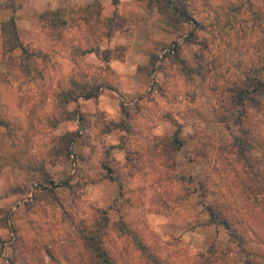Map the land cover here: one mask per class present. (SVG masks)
Here are the masks:
<instances>
[{"label": "rangeland", "instance_id": "obj_1", "mask_svg": "<svg viewBox=\"0 0 264 264\" xmlns=\"http://www.w3.org/2000/svg\"><path fill=\"white\" fill-rule=\"evenodd\" d=\"M11 1L14 11L0 0V18L29 20L59 53L27 41L50 55L43 77L7 74L27 121L0 103V119H14L9 136L0 125V264H264V111L246 98L264 79V0ZM127 55L142 89L117 121L95 122L97 166L73 163L78 146L53 155L63 133L36 116L43 100L72 78L94 90L106 60ZM112 126L126 130L119 148L104 137ZM60 155L63 175L46 165Z\"/></svg>", "mask_w": 264, "mask_h": 264}, {"label": "crops", "instance_id": "obj_2", "mask_svg": "<svg viewBox=\"0 0 264 264\" xmlns=\"http://www.w3.org/2000/svg\"><path fill=\"white\" fill-rule=\"evenodd\" d=\"M124 3V2H123ZM123 3L120 4V7H123ZM126 3H134L132 0L126 1ZM107 12L105 15H108V12L111 11L108 9H114L113 5L108 4L107 2L104 3ZM120 11L124 14L123 8ZM155 10H153V15ZM138 12L133 15L135 17ZM127 15V14H126ZM7 15H3L0 18V60L3 57V35L1 32V21L4 20ZM132 17V16H130ZM17 29L20 38L27 42V41H39L41 46L44 49H48V51L53 54L57 55L59 52L55 51L51 47H47L46 45V38L45 36L38 30L34 29L32 25H30L29 20L22 22L17 21ZM155 36L157 35L156 33ZM152 34V35H153ZM153 36V39H158L160 36ZM163 41H170L169 38H163ZM166 42V43H167ZM43 43V44H42ZM155 42L153 41V44ZM152 50V48H150ZM18 53V49H15ZM140 51L137 49V52ZM141 53H139L140 55ZM87 55L92 56L95 62L100 63L101 59L98 58V55L94 51H90ZM107 66L103 69L101 82L95 84L98 87L97 93L92 96H82L79 95L75 99L68 101L65 107L68 111L72 110V115L61 118L56 125H52L51 133L53 135H59L68 131H74L73 139L69 144V156H75L72 149H75V146H78L80 150V158L76 161L73 160V163L87 162L91 157L95 159L94 163H90L91 166H97L96 162L98 160V152L94 154V150L100 148L102 143L98 141L95 136L98 134V127L95 122L99 121L98 119H109L112 122L117 121L121 117V101L124 104H131L136 97L132 96L134 91L141 88L142 86L139 85L138 79L136 77L137 71V64L131 59V56H126L125 59H118L117 57L110 56L107 60ZM73 63H70L67 66H63L61 70L64 73H67L71 68H73ZM145 86H143L144 88ZM6 103L8 105L9 111L13 114L18 113L19 119L22 122L27 121V111L21 109L20 104L18 103V94L10 88L7 82L0 78V103ZM36 110V116H46V118L53 116L55 113V97L54 93L49 94L45 100H43L41 107ZM75 110V111H74ZM39 115V116H38ZM94 128V129H92ZM78 130V131H77ZM124 128L112 126L111 128H107L103 130L105 134V140L107 143H110L111 147L119 148V141L121 140V133L125 132ZM80 138H84V140H80ZM46 141V140H45ZM41 151H49V146L43 145L39 148ZM94 151V152H93ZM46 157L49 156L46 154ZM69 162L68 158L60 157L54 160L55 165H52V162L47 161L46 165L55 166L52 172H57L58 175H63L67 164ZM95 164V165H94ZM48 167V166H47ZM57 169V170H56ZM97 169V168H95ZM90 174H95L93 170H89ZM56 177V175H55ZM100 186H97L96 189H100ZM32 190L27 193L25 199L32 198ZM23 198V199H24ZM24 212V211H23ZM22 212V213H23Z\"/></svg>", "mask_w": 264, "mask_h": 264}, {"label": "trees", "instance_id": "obj_3", "mask_svg": "<svg viewBox=\"0 0 264 264\" xmlns=\"http://www.w3.org/2000/svg\"><path fill=\"white\" fill-rule=\"evenodd\" d=\"M5 6H9V8L14 11L16 5L12 3L11 0H8V3L4 4ZM160 9V6L157 5ZM1 32L3 35V57L0 61L5 60L7 58L10 60V65H14L13 67L10 68L9 70H2L0 73V78L5 80L7 83L11 81L9 77H7V74H15L17 71L26 74L27 76H30V79L32 81H36L37 78H42L43 73H44V68L46 67V64L48 61H50V55L48 52H46L42 47L32 45L29 42L23 41L18 33L17 29V23H16V18L13 15H9L6 20L1 21ZM14 49H18V53H13L12 51ZM10 85V84H9ZM18 90H21V87L18 83ZM85 84H80L76 81L75 78L71 79V84L68 87H59L56 92L54 93L55 97V107L61 108V112L63 113L62 115H57L56 112L53 113V116L49 117V121H51L52 125H56L57 122L64 117L70 116L73 113L69 112L67 109L63 108V106L66 105V103L72 99H75L77 96L82 95V96H92L97 93L98 87L95 86L94 90H91L90 86H86ZM253 86V83H252ZM79 89L78 91L75 92V89ZM45 88H41L40 91H42ZM239 91V90H237ZM251 94H249L246 98H248L249 103L251 104H259L258 107H261V109L264 111V103L261 101H264V79L258 78L256 79L255 86H253L251 90ZM44 97V93L42 95ZM22 101V98H20ZM42 99V98H41ZM20 101V102H21ZM242 105L243 109L242 112L247 113L246 105L248 104L245 102H240ZM249 104V105H251ZM67 112V113H66ZM262 120V125L264 127V116L261 118ZM14 121L13 118L10 116H7L5 118L0 119V125L4 126L7 129L6 134L9 136L11 135L10 133V125L11 122ZM74 135V131H68L57 137L55 142L51 144V152L53 155L65 153L66 155L69 154V144L72 140V137ZM175 139V138H174ZM235 144L239 147L243 143V137H238L235 136ZM177 140L175 139L174 142ZM177 143V142H176ZM174 147H178V144H176ZM51 184H54L53 180H50ZM51 193L53 194V198L56 200L57 195L53 190H51ZM212 209L211 212L212 213ZM224 213V211L222 212ZM225 214V213H224ZM226 215V214H225ZM221 221L226 223L228 225V219L222 215ZM86 235V240L87 239H94L93 233H85ZM204 252H200L199 255H203ZM105 264H113L108 258L106 260H103ZM244 264H260L258 261H256L253 258L246 257L244 260Z\"/></svg>", "mask_w": 264, "mask_h": 264}]
</instances>
